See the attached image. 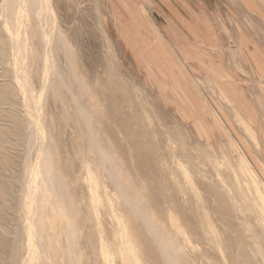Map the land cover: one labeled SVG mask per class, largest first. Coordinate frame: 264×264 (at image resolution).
<instances>
[{"label": "rangeland", "instance_id": "rangeland-1", "mask_svg": "<svg viewBox=\"0 0 264 264\" xmlns=\"http://www.w3.org/2000/svg\"><path fill=\"white\" fill-rule=\"evenodd\" d=\"M1 1L36 108L0 51V264H264V0Z\"/></svg>", "mask_w": 264, "mask_h": 264}, {"label": "bare ground", "instance_id": "bare-ground-1", "mask_svg": "<svg viewBox=\"0 0 264 264\" xmlns=\"http://www.w3.org/2000/svg\"><path fill=\"white\" fill-rule=\"evenodd\" d=\"M2 10L3 13H5L4 15H6L9 11H13L14 14L16 13V19L19 18V16L21 15V13L23 11L27 12L31 17V21H33L35 24H38V27H42L43 22L44 21H52V13L50 11V5L48 3V0H2ZM24 12V13H25ZM12 13V12H10ZM9 13V14H10ZM13 14V15H14ZM26 15V13H25ZM28 16V15H26ZM25 17V16H24ZM27 18V17H26ZM14 19V17H13ZM27 20V19H26ZM29 20V19H28ZM53 22V21H52ZM0 26L1 28L7 33V34H11V37L8 36L9 38H7L6 42L4 41V43L2 45H0V51H1V55L3 58H6L7 55L12 56L11 59H13V73L15 78L20 81L18 84H20L19 86H21L20 88L24 90V102H25V108L26 106L28 107V109L26 108L27 112L26 113V117H30L32 116V111L35 110L36 106H34V103L30 100V93H29V88L27 85V82L24 80L26 78H24V66L21 63V59H20V52L18 50V45L19 42H25L24 37H22L21 35H19V33L17 32V34L15 32L12 31V33H10V22L9 20H5L4 21H0ZM24 28V27H22ZM41 31V29H39ZM43 31V30H42ZM41 31V34L44 35V33ZM24 36V35H23ZM58 38V37H57ZM58 43V47H62L64 48L62 39H58L57 40ZM22 45V46H23ZM9 55V56H10ZM10 56V57H11ZM2 58V59H3ZM40 58V57H39ZM1 60V59H0ZM47 59H45L46 61ZM49 60V59H48ZM47 60V61H48ZM43 61V60H42ZM43 63V62H42ZM45 66V73L46 76L51 75L54 78L58 79V71H56V68H54V65H52L50 62H46V64H43ZM60 69V68H59ZM66 69V68H65ZM23 74V75H22ZM75 75V74H74ZM45 80V79H44ZM47 80V79H46ZM73 80V79H72ZM78 81V80H77ZM77 83V82H76ZM58 86H62L63 84L60 82L57 84ZM25 88V89H24ZM63 88V86H62ZM71 88V87H70ZM29 93V94H28ZM21 94V93H20ZM23 106V105H22ZM79 107V106H78ZM83 109V108H82ZM29 113V114H28ZM86 113V112H85ZM85 113L79 108L78 112H77V116L79 117V119H82L84 122L86 121V117H85ZM34 116V115H33ZM24 117L22 122L24 125V122H27V118ZM37 117V116H36ZM31 120V119H30ZM34 120H32L33 122ZM34 123V122H33ZM35 125V123H34ZM87 132V136L88 139L90 140V142L93 144V146H96L98 148V150H100L99 145L97 143V141L93 138V135L91 134V132L89 130L86 131ZM39 133H37L36 128H32V130L30 131V133L28 134L29 140H28V144L31 145V143L37 142L38 138L40 139L41 137H38ZM41 145V144H40ZM40 147V146H39ZM44 151V148H40V154L39 156L42 155ZM29 152V151H28ZM27 153V152H26ZM38 155V154H37ZM46 155V154H45ZM107 156V155H106ZM44 157L46 156H41L42 159H45ZM103 157V156H102ZM47 158V157H46ZM49 160V159H48ZM50 161V160H49ZM109 161V160H108ZM110 162V161H109ZM110 164V163H109ZM36 169V168H35ZM35 171V170H34ZM111 172V171H109ZM111 174V173H110ZM35 176L37 177V180L41 181H47L48 183H53L57 184V186L59 187V182L55 181L54 175L52 174L51 176H49L48 178H46L45 175V169L40 167H37V173L35 174ZM36 179V178H35ZM41 191V190H40ZM123 198L127 201V203L132 207V209L137 212L139 218L144 222V224L151 229L152 232V236L154 238V240L160 245L161 247V252L163 254V256L165 257V259H167L168 262H170L169 256L166 252V249L164 248L163 244L164 242L162 241L163 237L159 234H157L155 228L150 224V222L147 219V216L144 214V212L137 206V203L135 201V199L132 196H128L127 193H123ZM51 201H53L54 203H57L56 198H49ZM40 200V195L39 193L36 195V197L32 200V207H34L35 205L38 206ZM27 203V202H26ZM30 204V203H29ZM58 206V205H57ZM47 212V211H46ZM39 213L38 216L39 217ZM41 219V218H40ZM42 220V219H41ZM38 224V223H37ZM39 226V225H37ZM39 228V227H38ZM31 229V228H30ZM35 229V228H34ZM38 230V229H37ZM40 230V228H39ZM32 231V230H31ZM37 232L36 229L34 230V232H32V234H30V236L28 238L31 237L30 239V246L31 247L29 249H31L30 251L35 252L38 250V236H37ZM39 241V240H38ZM31 253V252H30ZM31 253V254H32ZM30 255V254H29ZM33 255V254H32ZM34 257V256H33ZM32 260V259H31ZM29 261V260H28ZM31 262V261H30ZM26 263V262H25ZM36 263V262H35ZM27 264H29V262H27Z\"/></svg>", "mask_w": 264, "mask_h": 264}]
</instances>
